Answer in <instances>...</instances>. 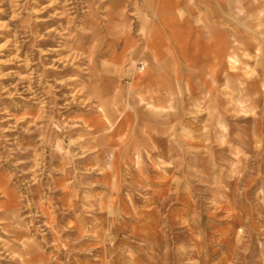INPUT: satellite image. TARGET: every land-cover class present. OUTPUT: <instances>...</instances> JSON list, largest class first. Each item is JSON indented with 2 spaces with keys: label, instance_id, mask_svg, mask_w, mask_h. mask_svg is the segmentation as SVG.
<instances>
[{
  "label": "rangeland",
  "instance_id": "1",
  "mask_svg": "<svg viewBox=\"0 0 264 264\" xmlns=\"http://www.w3.org/2000/svg\"><path fill=\"white\" fill-rule=\"evenodd\" d=\"M147 3L0 0V264H264V0L167 110Z\"/></svg>",
  "mask_w": 264,
  "mask_h": 264
},
{
  "label": "crops",
  "instance_id": "2",
  "mask_svg": "<svg viewBox=\"0 0 264 264\" xmlns=\"http://www.w3.org/2000/svg\"><path fill=\"white\" fill-rule=\"evenodd\" d=\"M142 1L148 2L153 18L147 61L153 81L142 91L148 90L157 107L165 110L171 108L173 97L188 96L190 88L204 86L214 66L232 63L237 34L248 31L247 19L253 15V0Z\"/></svg>",
  "mask_w": 264,
  "mask_h": 264
}]
</instances>
